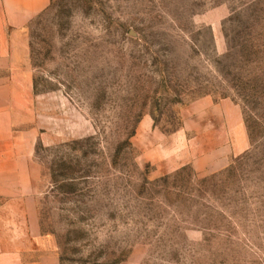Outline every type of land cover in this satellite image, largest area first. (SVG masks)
<instances>
[{"label":"rangeland","instance_id":"obj_1","mask_svg":"<svg viewBox=\"0 0 264 264\" xmlns=\"http://www.w3.org/2000/svg\"><path fill=\"white\" fill-rule=\"evenodd\" d=\"M27 35L59 264H264V0H51Z\"/></svg>","mask_w":264,"mask_h":264},{"label":"crops","instance_id":"obj_2","mask_svg":"<svg viewBox=\"0 0 264 264\" xmlns=\"http://www.w3.org/2000/svg\"><path fill=\"white\" fill-rule=\"evenodd\" d=\"M51 0H0V264H59L40 233L32 135L22 133L33 81L27 25Z\"/></svg>","mask_w":264,"mask_h":264}]
</instances>
